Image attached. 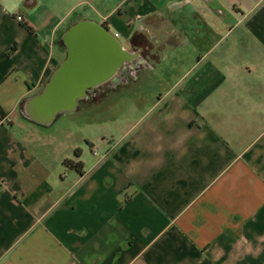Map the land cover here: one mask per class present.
Masks as SVG:
<instances>
[{"label":"crops","instance_id":"0c3cea01","mask_svg":"<svg viewBox=\"0 0 264 264\" xmlns=\"http://www.w3.org/2000/svg\"><path fill=\"white\" fill-rule=\"evenodd\" d=\"M0 264H264V0H0Z\"/></svg>","mask_w":264,"mask_h":264},{"label":"rangeland","instance_id":"374dc122","mask_svg":"<svg viewBox=\"0 0 264 264\" xmlns=\"http://www.w3.org/2000/svg\"><path fill=\"white\" fill-rule=\"evenodd\" d=\"M94 56V54L92 53L91 57ZM89 60L88 62L85 64H82V63H77V64H70L68 66H66V68H64V71L66 74L70 75L71 78L73 76H77L78 74L82 73L85 69H88L91 65V62H89L92 58L90 57H87ZM84 114L82 115L83 117L87 118L89 117L91 114H94V110H89V109H84ZM102 114L104 113L105 114H109V111L105 110V107H104V110L102 108Z\"/></svg>","mask_w":264,"mask_h":264},{"label":"trees","instance_id":"16d2710c","mask_svg":"<svg viewBox=\"0 0 264 264\" xmlns=\"http://www.w3.org/2000/svg\"><path fill=\"white\" fill-rule=\"evenodd\" d=\"M75 155L76 156H79V149H76ZM64 163L67 164V165L75 166L78 169H81V166H82V161L81 160H76L73 157L72 158H66L64 160Z\"/></svg>","mask_w":264,"mask_h":264},{"label":"water","instance_id":"95a60500","mask_svg":"<svg viewBox=\"0 0 264 264\" xmlns=\"http://www.w3.org/2000/svg\"><path fill=\"white\" fill-rule=\"evenodd\" d=\"M92 27H93V26H92ZM97 28L101 29L104 33H107V32L109 31L108 28H107L106 26H104V25H102L101 27H97ZM89 39H90V38H88L87 42H92V41H90ZM88 53H90V51H89ZM90 54H91V53H90ZM120 59H121V58H119V62L122 61V60H120ZM69 65H70V64H69ZM91 65H92V64H91ZM117 65H118V64H117ZM117 65H116V66H117ZM67 66H68V64H67ZM89 81H91V80L88 79V84H87L88 86L91 84V82L89 83ZM94 81H98V80L96 79V80H94Z\"/></svg>","mask_w":264,"mask_h":264},{"label":"built area","instance_id":"2783aa9c","mask_svg":"<svg viewBox=\"0 0 264 264\" xmlns=\"http://www.w3.org/2000/svg\"><path fill=\"white\" fill-rule=\"evenodd\" d=\"M17 18H18L19 20H23V19H24V16H23L22 14H19V15H17ZM116 34L118 35L119 32H117Z\"/></svg>","mask_w":264,"mask_h":264}]
</instances>
